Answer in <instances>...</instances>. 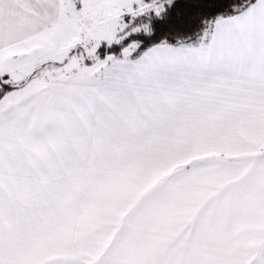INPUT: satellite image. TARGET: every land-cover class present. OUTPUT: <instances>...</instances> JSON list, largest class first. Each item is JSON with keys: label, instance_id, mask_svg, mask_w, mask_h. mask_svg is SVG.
Wrapping results in <instances>:
<instances>
[{"label": "snow or ice", "instance_id": "snow-or-ice-1", "mask_svg": "<svg viewBox=\"0 0 264 264\" xmlns=\"http://www.w3.org/2000/svg\"><path fill=\"white\" fill-rule=\"evenodd\" d=\"M192 2L0 0V264H264V0Z\"/></svg>", "mask_w": 264, "mask_h": 264}, {"label": "trees", "instance_id": "trees-1", "mask_svg": "<svg viewBox=\"0 0 264 264\" xmlns=\"http://www.w3.org/2000/svg\"><path fill=\"white\" fill-rule=\"evenodd\" d=\"M205 3H207V0H205ZM195 7L196 5L192 0H176L175 8L171 12V22L175 25L176 31L185 30L189 22V17L193 14L192 10ZM218 10L215 7H207L209 15L215 14ZM166 30V28L161 29V35Z\"/></svg>", "mask_w": 264, "mask_h": 264}]
</instances>
